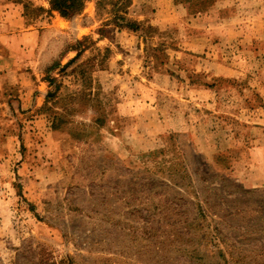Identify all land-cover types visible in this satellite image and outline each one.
Wrapping results in <instances>:
<instances>
[{"label":"rangeland","instance_id":"rangeland-1","mask_svg":"<svg viewBox=\"0 0 264 264\" xmlns=\"http://www.w3.org/2000/svg\"><path fill=\"white\" fill-rule=\"evenodd\" d=\"M96 3L28 4L0 264H264V0Z\"/></svg>","mask_w":264,"mask_h":264},{"label":"crops","instance_id":"crops-1","mask_svg":"<svg viewBox=\"0 0 264 264\" xmlns=\"http://www.w3.org/2000/svg\"><path fill=\"white\" fill-rule=\"evenodd\" d=\"M28 4L45 10L49 8V2L45 0H0V106L9 85L15 87V95L19 94V97L31 93L20 85L21 81L27 80L22 69L25 63V41L27 48L33 47L36 42L33 27H39L28 19ZM260 17H264V13Z\"/></svg>","mask_w":264,"mask_h":264},{"label":"trees","instance_id":"trees-1","mask_svg":"<svg viewBox=\"0 0 264 264\" xmlns=\"http://www.w3.org/2000/svg\"><path fill=\"white\" fill-rule=\"evenodd\" d=\"M91 0H49L51 12H57L62 18L69 19L81 15L86 7V4ZM114 2L113 6L116 9L113 21L117 27H133V22L128 19V8L130 0H110ZM104 0H97L96 9L97 15L101 10ZM44 12L42 7L37 8ZM28 16V14H27Z\"/></svg>","mask_w":264,"mask_h":264}]
</instances>
